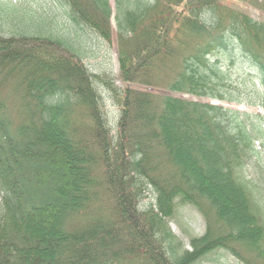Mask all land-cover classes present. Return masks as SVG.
Returning a JSON list of instances; mask_svg holds the SVG:
<instances>
[{"label":"trees","instance_id":"1","mask_svg":"<svg viewBox=\"0 0 264 264\" xmlns=\"http://www.w3.org/2000/svg\"><path fill=\"white\" fill-rule=\"evenodd\" d=\"M32 1L0 3V264H196L218 251L264 264V115L177 96L247 103L218 64L237 50L264 109V18L219 0H114L119 88L82 63L83 35L112 39L109 0H54L65 37ZM3 14L51 25L6 33ZM102 92L119 107L114 134ZM176 199L206 222L189 249L167 225Z\"/></svg>","mask_w":264,"mask_h":264},{"label":"rangeland","instance_id":"2","mask_svg":"<svg viewBox=\"0 0 264 264\" xmlns=\"http://www.w3.org/2000/svg\"><path fill=\"white\" fill-rule=\"evenodd\" d=\"M16 2L21 4L23 1L27 0H0L3 6H7L10 4L9 2ZM37 3V7L33 6L34 9H39L40 7L45 9L48 13H54V16L57 21H60V26L55 30V33L58 36L62 37L64 33H68L69 31L65 28L67 25L61 18H64L62 15V11L58 7V3H54L53 0H34L32 1ZM247 1L242 3H238L236 5L241 6L251 17L254 19H260L263 16V11L257 9L255 5L252 3V6L245 5ZM264 3V0H261ZM111 5L113 6V0H110ZM226 4L232 5L231 1L226 0ZM235 4V3H234ZM25 5V4H21ZM114 9V7H113ZM41 10V9H39ZM58 15V16H57ZM11 15H2V21L5 25H3L6 33H10L12 31L20 32L23 29L31 28L34 32H43L45 27L51 25V20L46 18H42L39 20H33L30 18L20 19V18H10ZM16 24V25H14ZM20 27V28H18ZM113 28H115L113 23ZM12 30V31H11ZM31 31V30H30ZM70 33V32H69ZM66 36V34H64ZM85 38L87 45H85V53L83 55V65H86L91 72L95 73H105L112 79L118 80V63L116 59V48L114 45L115 38L114 35L112 39L109 41L103 40L100 37H95L90 33H86L83 35ZM237 51H229V55H236ZM222 60V59H221ZM224 69L231 70L230 81L235 85V88L230 89V92L235 94H242L246 101L254 102L257 98L256 92L257 89L250 87L249 79L255 77L256 72L249 66L247 62H245L242 58L233 59L230 63H222ZM248 76V77H246ZM119 87H124L122 82H116ZM225 91V90H223ZM103 95V103L106 116L108 118L109 126L111 133L113 134L116 129V122L119 116V107L113 102L107 93L102 92ZM196 99V98H195ZM200 100L209 101L208 98H200ZM210 102H215V100H210ZM218 104V103H217ZM219 104H223L226 109L236 110L240 109L245 112L257 113L258 108L256 107H247L243 104H238L237 102L228 103L226 101H220ZM251 121L255 122L256 119H251ZM255 149L260 150L259 145L255 143ZM264 152V151H263ZM264 165V164H262ZM248 174H256L257 172L254 169H249L247 171ZM104 192V190H103ZM106 199V197H105ZM104 199V200H105ZM152 202V193L151 191H147L144 195V199L140 203L141 206H145V204H149ZM168 227L173 235L180 241L184 249H187L189 246V240L193 237L201 236L206 230V222L204 218L200 215V213L190 204L182 203L180 201L175 202V208L171 217L167 220ZM196 264H239L230 254H227L223 251H218L211 253L207 256L206 259L196 263Z\"/></svg>","mask_w":264,"mask_h":264}]
</instances>
